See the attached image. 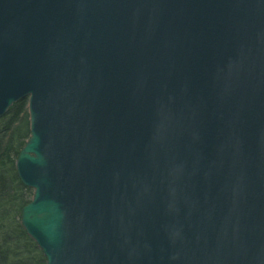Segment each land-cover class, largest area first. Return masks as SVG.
I'll return each instance as SVG.
<instances>
[{
	"label": "water",
	"instance_id": "95a60500",
	"mask_svg": "<svg viewBox=\"0 0 264 264\" xmlns=\"http://www.w3.org/2000/svg\"><path fill=\"white\" fill-rule=\"evenodd\" d=\"M27 96L47 264H264V0H0Z\"/></svg>",
	"mask_w": 264,
	"mask_h": 264
},
{
	"label": "trees",
	"instance_id": "16d2710c",
	"mask_svg": "<svg viewBox=\"0 0 264 264\" xmlns=\"http://www.w3.org/2000/svg\"><path fill=\"white\" fill-rule=\"evenodd\" d=\"M0 123H2L0 125V223L8 218V216L4 217L5 207L8 202L13 201L9 196L17 199L15 205L16 213L14 212L9 221H13L14 216L17 214L19 223L21 209L30 201L22 197L21 191L26 189L20 184L15 174L16 158L29 136L26 102L22 101L12 107ZM17 131L21 135L17 138L14 155L12 158L6 159L2 156L1 149L11 140L13 135H16ZM6 168H8V171ZM9 175L11 177H8ZM18 231L25 237L22 239L26 240L27 237L20 225L18 226ZM14 239V236L6 235L3 225H0V264H27L21 260V258H26V256H24L25 254H18L20 250L16 247L17 244H15L16 241ZM5 245L10 247H4ZM32 247L36 251L34 244ZM42 264H45L44 260Z\"/></svg>",
	"mask_w": 264,
	"mask_h": 264
},
{
	"label": "rangeland",
	"instance_id": "374dc122",
	"mask_svg": "<svg viewBox=\"0 0 264 264\" xmlns=\"http://www.w3.org/2000/svg\"><path fill=\"white\" fill-rule=\"evenodd\" d=\"M7 115H5L3 118L0 119V121L4 120V118ZM0 125H2V123H0ZM21 135V133L19 131H17L16 135H13L11 140L8 141L6 143L5 146L2 147L1 149V153L2 156L6 159L12 158L14 155V151L16 148V144H17V138ZM6 170L8 171V168H6ZM8 177H11V175H9ZM13 186V185H12ZM31 190H24L21 191L22 197H24V199L26 200H30L31 198ZM13 201L8 202L6 207H5V216H8V218L6 220H4L2 223H0V225H3L4 227V231L6 233V235H12L15 237V244H17V248L19 253L18 254H25L24 256H26V258H21V260L24 261V263L27 264H42L43 260L45 261L42 253L40 252V250L36 247V251L33 249V242L27 237L26 240L22 239L25 238L22 236L21 232L18 231V226L20 225L18 223V217L17 214L14 216V220L13 221H9L11 216L14 214V212L16 213V203H17V199L14 197L9 196ZM9 244V243H7ZM13 244V245H15ZM4 247H10V246H4ZM15 247V248H16ZM16 248V249H17Z\"/></svg>",
	"mask_w": 264,
	"mask_h": 264
}]
</instances>
